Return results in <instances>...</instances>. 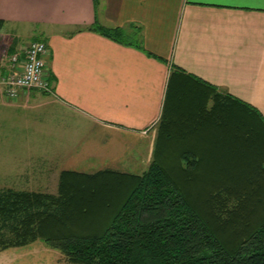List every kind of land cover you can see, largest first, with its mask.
<instances>
[{
	"label": "crops",
	"instance_id": "crops-1",
	"mask_svg": "<svg viewBox=\"0 0 264 264\" xmlns=\"http://www.w3.org/2000/svg\"><path fill=\"white\" fill-rule=\"evenodd\" d=\"M95 24L137 33L145 51ZM41 40L52 92L12 100L0 85L1 189L54 194L69 157L96 151L102 135L104 151L124 148L120 172L142 175L168 89H217L264 118V0H0L1 48L23 61ZM70 143L86 144L70 154Z\"/></svg>",
	"mask_w": 264,
	"mask_h": 264
},
{
	"label": "trees",
	"instance_id": "trees-1",
	"mask_svg": "<svg viewBox=\"0 0 264 264\" xmlns=\"http://www.w3.org/2000/svg\"><path fill=\"white\" fill-rule=\"evenodd\" d=\"M90 30L145 51L137 33ZM58 191L0 194L5 247L39 239L72 264H264V118L217 89H168L142 175L64 171Z\"/></svg>",
	"mask_w": 264,
	"mask_h": 264
},
{
	"label": "rangeland",
	"instance_id": "rangeland-1",
	"mask_svg": "<svg viewBox=\"0 0 264 264\" xmlns=\"http://www.w3.org/2000/svg\"><path fill=\"white\" fill-rule=\"evenodd\" d=\"M4 35H2L3 37ZM4 42L9 45L11 38L9 35L4 37ZM4 46L0 47V52L3 56H0V68H9L11 57L4 55ZM106 135H102L99 146L96 151L88 153V156L82 157H69V167L68 170L72 171H84L89 174H94L100 171L112 170V171H123L119 165H116L119 161H123L124 153L121 149L120 151L111 148V150L104 151V147L109 146V141ZM108 138V137H107ZM105 139V141H104ZM85 142V141H84ZM86 143H81V146L76 147L75 143H70V154L80 153V148ZM75 146V147H73ZM0 164L2 163V158H0ZM4 161V160H3ZM4 165H8L4 162ZM149 169V168H148ZM141 175V174H137ZM60 183V180H59ZM7 189L0 188V194H2ZM54 194L58 195V190H52ZM0 225H2V220L0 219ZM9 229H0V264H72L68 258L61 252L52 249L42 240H36L26 244L25 246H8L16 239L15 233L12 231V222L8 221Z\"/></svg>",
	"mask_w": 264,
	"mask_h": 264
},
{
	"label": "built area",
	"instance_id": "built-area-1",
	"mask_svg": "<svg viewBox=\"0 0 264 264\" xmlns=\"http://www.w3.org/2000/svg\"><path fill=\"white\" fill-rule=\"evenodd\" d=\"M49 50L44 41H33L25 49L23 61L13 55L6 76L0 77V85L6 89L8 99H16L24 90L51 93V81L47 76Z\"/></svg>",
	"mask_w": 264,
	"mask_h": 264
}]
</instances>
